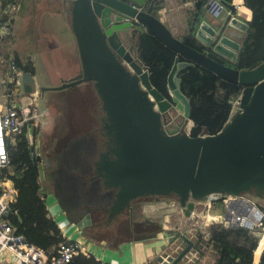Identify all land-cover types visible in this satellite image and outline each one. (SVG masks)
Listing matches in <instances>:
<instances>
[{
    "label": "water",
    "instance_id": "95a60500",
    "mask_svg": "<svg viewBox=\"0 0 264 264\" xmlns=\"http://www.w3.org/2000/svg\"><path fill=\"white\" fill-rule=\"evenodd\" d=\"M68 1L82 63L69 83L94 82L106 114V133L114 144V158L98 164L105 185L116 190L112 215L132 209V201L145 196L176 195L190 216L196 201L212 194L264 195V62L253 69H238L211 56L236 63L250 29L249 22L238 17L237 4L194 2L186 37L195 40L201 51L172 34L159 17L158 0ZM145 29L177 53L168 76L170 97L152 85L138 58L137 41ZM193 64L244 87L239 111L216 134L204 130L192 136L184 129L191 120V105L181 91V74ZM10 69L14 75L12 60ZM33 81L25 73L17 91L30 92ZM40 177L44 179L43 167ZM208 213L221 221L223 202ZM189 248L174 262L187 256Z\"/></svg>",
    "mask_w": 264,
    "mask_h": 264
},
{
    "label": "trees",
    "instance_id": "16d2710c",
    "mask_svg": "<svg viewBox=\"0 0 264 264\" xmlns=\"http://www.w3.org/2000/svg\"><path fill=\"white\" fill-rule=\"evenodd\" d=\"M202 1L206 3L209 0ZM224 1L233 2V0ZM2 2L4 8H6L8 4L16 3L17 0H2ZM244 5L251 10L252 18L249 21V32L242 43L236 63H228L214 54H211V56L238 69H253L264 62V0H244ZM8 18V14H3L1 22H6ZM184 40L188 45L202 51V48L191 37H185ZM0 42L4 43L1 40ZM137 43L138 58L148 69L150 82L159 92L166 97H170L168 76L174 65L177 53L147 29L143 30L139 35ZM181 59L183 58L181 57ZM21 60L20 56L16 57V64L20 67H25V69L28 68L26 63L29 59L26 63ZM243 88L241 84L227 81L213 71L198 64L185 67L181 74V91L186 95L191 105V120L193 122L191 135L199 136L204 130H207L209 134H216L221 131L230 120L235 101L242 94ZM76 125H78L76 122L71 124L69 130H75ZM84 125H81L78 131L80 130L86 136L85 138H88L87 136L93 132L91 128L93 122L90 119ZM44 136L45 133L42 131L40 161L34 160L31 156L25 135H18L15 144L8 143L10 164L9 167L3 170L2 175L9 177L17 190L16 199L11 203V211L6 217L10 225L15 229V233L22 235L30 243L51 252L65 237L59 223L49 215L46 204L47 191L42 189L40 168L43 167L44 169L43 181L47 183L45 169L48 166L52 169L59 168V163L61 164L60 167L64 168L65 166L68 177H63L64 182L67 180L63 187L69 193L71 191L74 193L69 174L71 173L76 177L88 169L82 168L80 170L79 167H76L77 163L70 159L71 156L67 159L66 157L64 159L60 158L58 163L55 159L45 158L51 145L47 144ZM51 136L53 137V135ZM73 136H64L62 145L64 144L65 147H68L69 143L67 142L72 141V139H79L76 136L72 138ZM76 179L80 182V178L76 177ZM49 187L50 185L47 190H49ZM96 189L100 190L98 185ZM15 210H17L16 213ZM129 220L132 221L131 219ZM132 225H135L138 231L140 230L139 235L136 230L132 233V229L128 225L124 227L123 231L129 238L137 234L138 237L135 238V241L155 238L164 231L161 223L151 219H146L143 222H139V224L131 223L129 226L132 227ZM128 230L129 234L126 232ZM208 234V238L201 236L197 237L195 241L194 239L187 240V245H190L189 251H194L199 257H203L205 255L204 248H211L215 252L213 264H253L254 257L255 264H264V233L259 239L248 228L227 227L222 222H217L209 226ZM185 258L186 255L172 264H181L187 260ZM74 262L75 264H111L82 253L75 256Z\"/></svg>",
    "mask_w": 264,
    "mask_h": 264
},
{
    "label": "rangeland",
    "instance_id": "374dc122",
    "mask_svg": "<svg viewBox=\"0 0 264 264\" xmlns=\"http://www.w3.org/2000/svg\"><path fill=\"white\" fill-rule=\"evenodd\" d=\"M58 6L61 5L58 4ZM56 10H58V12L62 11V9H59L58 7L56 9L53 4L52 6H48L47 2H44L43 4H40L38 5V7L34 8L32 6V3L28 2L27 0L25 1L23 8V12L26 13L27 15H32V14L36 15L38 19V23H40L39 18L40 16H42V14L52 13V12L54 13V11ZM56 23L57 24L61 23L60 17H57ZM21 24H23V22H19V25ZM55 36H59L58 33L55 32ZM34 39L35 38L34 37L32 38L30 33L27 34L24 33V35H22V30L20 29L18 35L14 34V38L8 36L5 37L3 40H1L4 42V43L0 42V88L2 92L9 90V88H11L8 82L11 77V71H10L11 58H13V60L15 61L16 57L20 56L22 60L27 61L29 59L28 56L32 55V51L35 47L33 42ZM14 41H15V45H14ZM30 59L33 60V58ZM37 60L38 61L40 60L41 63L46 68V64L41 60L40 57H38ZM49 60L50 63L53 62L52 54L48 55L47 61ZM31 63L34 66L33 62ZM41 73L42 74L40 76V79L42 80L45 75L43 74L42 71ZM68 91H70V89H66V92H62V94L60 95L61 97H59L54 102V104L56 105L53 110L48 111L46 105L47 109L45 111V116L43 118L44 124L42 126V129L45 133L44 140L47 142L49 146L51 145V141L53 138L51 135L55 133L61 135L64 133L63 129L65 130L67 136L74 135L76 137H80V134H82V132L80 130L78 131V129L81 125H84L86 123V122H82L80 118H82L84 114H86L83 110L86 108L87 104H89L91 101L88 100V103L86 105L81 106L79 104V101L74 99L75 94L73 95V97H71L72 94L67 93ZM240 96L235 101V108L233 110L232 115H234L237 111H239L238 99L240 98ZM80 99L84 104L86 103V96H82L80 97ZM80 109H82V111H80ZM97 113H98V116L96 118L97 120L95 121L91 120V121L93 122V126H97L98 128V126L100 127L102 124L101 117L105 116V113L104 111H97ZM88 119L90 120V117ZM75 122L78 125H76L75 130L70 131L69 126ZM187 127L188 125H186V127L184 128L185 131L191 133V131H187ZM77 132H79L80 134L79 133L77 134ZM74 136L72 138H74ZM50 188L51 187H49V191L52 190ZM244 196L249 197L258 206V208L263 214L262 221L259 223H255L253 225V228L249 229L253 233H255L260 239V237L264 233V195L258 196L255 191H252L251 193H244ZM159 199L161 200L162 205H164L162 206L161 203L158 204L160 205V208L156 206L157 204L155 202L156 201L155 196H146V197H142L140 200L138 199L136 202L133 203L134 206L132 210L133 212L129 216L132 222L135 224H139V222H143L146 219H151L153 221L161 223L164 229L167 228L166 229L167 233L165 235H161V238L163 245L167 246L166 247L167 249L166 248L165 249L168 251L174 250L177 253H181L184 249H186V247L190 246L187 245L188 243L187 240L194 239L195 241L197 237H201V236L208 238L209 226L213 223L222 222L226 226L224 221H219L214 218H209L208 216L210 214L203 205H196V208L192 211L191 215L186 216L184 209L180 206L178 197L176 195L161 196ZM172 201L174 202L173 205L166 206L167 203L170 204L172 203ZM59 216L61 217V219H59L61 221H58L57 219H55V221L59 223L63 236L69 237L71 239L79 240L85 246H88L89 254L87 256H94L98 260H103V262L106 263L108 262L111 264L142 263L141 262L142 259L139 257L143 256L144 252H141L139 256L138 251L145 247L143 242L136 244L138 251H134V250L128 251V248L135 244V238H137L138 235L140 234V230L138 231V229H136L138 235L136 234L131 238H129V236H127V234H125L123 230L122 232L119 233L117 231V229H119V227L122 224L126 223V221L128 220V215L125 213V211L115 215L114 220H108L107 216L104 218L105 221H103V225L106 226L105 231H108V234L109 232L113 234L111 236L112 237L111 239H107L104 237V239L102 238L97 240H89L88 237L80 233L79 229L75 225L69 223L67 219L63 217L61 212ZM50 217L52 216L50 215ZM158 236L159 234L157 235V237ZM155 241L152 240L151 242L155 243ZM122 242L125 243L124 247L121 250H114L115 248H118V246H120ZM204 249L206 251L207 247H205ZM187 254L189 255L190 251H188ZM124 255H126V259H124L123 261L122 257ZM188 255L185 258L187 260H185V262L181 264H189L188 262L192 264H210L208 260H210L213 257L212 254H209V257L211 258H208L206 261L202 262L200 261V259L195 257V255L199 256L197 255V253L194 254V256L190 255V257H188ZM2 256H3L2 260L6 264H22L19 259H17L15 256L11 255L8 252L3 253ZM98 256L100 258H98ZM152 261L151 264H155L156 260L152 259Z\"/></svg>",
    "mask_w": 264,
    "mask_h": 264
},
{
    "label": "built area",
    "instance_id": "2783aa9c",
    "mask_svg": "<svg viewBox=\"0 0 264 264\" xmlns=\"http://www.w3.org/2000/svg\"><path fill=\"white\" fill-rule=\"evenodd\" d=\"M20 3V0H17L16 3L8 4L4 8L3 2L0 0V40L8 36L14 38V22L20 10ZM3 14L9 15L6 22H1ZM11 60L14 70V75L11 74L8 81L11 88L3 92L0 88V264H6L2 260V255L5 252L15 256L22 264H75L74 259L79 252L86 256L89 254L88 246L79 240L65 236L56 248L48 252L42 247L30 243L22 235H17L6 218L17 194L11 179L2 175L3 170L10 164L8 143L15 144L18 135H25L31 156L34 160L40 161L42 126L46 111V103L42 97V84L37 79L36 73H31L35 67L31 62L34 64V61L29 59L26 65L28 68L25 69V67L16 64L13 58ZM25 73L32 75L34 80L31 83L32 88L30 92L19 93L17 90L21 85L20 77ZM40 179L42 183L43 179L41 177ZM42 189H44L43 186ZM218 201H222L224 204L225 217L221 221H224L227 227L252 229L255 223H259L263 219V214L258 206L244 194L239 196L212 194L206 200L196 201V204L203 205L209 211L215 207ZM16 212L17 210H15ZM208 217L219 218L216 215ZM178 254L174 250H165L157 264H172Z\"/></svg>",
    "mask_w": 264,
    "mask_h": 264
},
{
    "label": "crops",
    "instance_id": "0c3cea01",
    "mask_svg": "<svg viewBox=\"0 0 264 264\" xmlns=\"http://www.w3.org/2000/svg\"><path fill=\"white\" fill-rule=\"evenodd\" d=\"M25 1L26 0H20V11L18 13V16H16V20L14 22V34L18 35L19 30L21 29L22 35H24V33H30L31 37L35 38L33 41L35 47L32 51V55H29L28 58H33L35 67L31 70V73H36L37 79L42 84V93L48 111H51L55 108L56 104H54V102L59 97H61L60 95L62 94V92H66V89H70V91H68L67 93H71V97H73V95L75 94L74 99L78 100L81 106L86 105L88 103V100L91 101L83 110L86 114H84V116L80 118L82 122H86L87 120H89V117L92 121L97 120V111L104 110L102 108V100L97 93L94 82H78L74 84L69 83L70 79L78 75L82 69L77 40L72 28L71 3L68 0H27L28 2L32 3V6L34 8L38 7V5L43 4L44 2H47L48 6H52L53 4L56 9L57 7L59 9H62V11L59 12L58 10H56L54 11V13L52 12L42 14V16H40L39 18L40 23H38L36 15H27L23 12ZM194 2L195 1L190 0H158L156 2V5L162 6V9L158 11L160 19L171 30L172 34L175 37L184 39L188 34L192 17L195 12ZM233 3L238 5V17L248 22L251 21L252 12L244 5V0H233ZM58 4H60L61 6H58ZM57 17H60V24L56 23ZM18 19L19 22H23V24L19 25ZM55 32L58 33L59 36H55ZM49 54H52L53 56L52 63H50V60L47 61V57ZM38 57H40L41 60L46 64V68L40 60H37ZM21 61L26 63V60ZM41 71L45 75L42 80L40 79V76L42 74ZM82 96H86L85 104L80 99V97ZM80 111H82V109H80ZM192 127L193 122L192 120H190V122L188 123L187 131H191ZM91 128L92 131H96V129H98L97 126H92ZM49 185L50 184H48V182H42V186L47 191L46 204L50 211L49 215H51L53 218L55 217L54 219L61 221L59 220L61 219V217L59 216L61 212L58 205L59 200H57V197L56 195H54L53 190H47V187ZM155 202L157 204L156 206L160 208V205L158 204L161 203V200L156 199ZM173 204L174 202L172 201V203L170 204L167 203L166 206ZM166 229H164V231L161 232L157 238L135 241V244L128 248V251H138L136 244L140 242L144 243L145 247L138 251L139 256L141 252H144V255L139 257L142 259V263L139 264H151L152 259L156 260L155 264L158 263L161 254L167 249V246L163 245L161 238V235H165L167 233ZM152 240H156L155 243L151 242ZM124 245L125 243H122L120 246H118V248H115L114 250H121ZM194 254H196V252L190 251V254L187 255L188 257H190V255L194 256ZM209 254H212L213 257H209ZM195 257L200 259V261L202 262L206 261L208 258H211L208 261L210 262V264H213L215 260V252L211 248H207L203 257H199L196 255ZM98 258L100 257L98 256ZM124 259H126V255L122 257L123 261ZM253 264H255V257Z\"/></svg>",
    "mask_w": 264,
    "mask_h": 264
},
{
    "label": "flooded vegetation",
    "instance_id": "af4514ba",
    "mask_svg": "<svg viewBox=\"0 0 264 264\" xmlns=\"http://www.w3.org/2000/svg\"><path fill=\"white\" fill-rule=\"evenodd\" d=\"M42 97H44L43 93ZM104 119H106V114L101 117V126L96 131L91 132L87 136L88 138H85L84 134L80 135L78 140L72 139V141L67 142L69 143L68 147H65L64 144L62 145L64 136H66L64 129V133L61 135L57 133L53 134L49 153L45 156V158L57 160V163L60 161V158L64 159L66 157L67 159L71 156L70 159L77 163L76 167H79L80 170L82 168L89 170L76 176L80 178V182L71 173L69 174V179H71L74 187V193L72 191L69 193L63 187L66 184L63 177L67 176L65 166L62 168L59 163V168H53L54 172L49 166L45 169L50 189L54 191V195L59 200L58 205L61 214L69 223L75 225L82 235L88 237L89 240L104 239V237L111 239L113 235L105 231L106 226L103 225V221H105L104 218L106 216L108 220H114V215L111 212L114 199L116 198V190L108 188L105 185V178L100 176V171L98 170L99 163L104 165L106 160L114 158L111 152L114 144L111 137L106 133ZM97 185L100 190L96 189ZM134 201L132 202L134 203ZM131 206L132 209L126 208L124 210L128 215V220L117 229L118 233L122 232L126 225L132 229V233L136 230L135 225L129 226L133 223L129 220V215L132 214L134 208L132 203ZM126 232L130 233L129 230Z\"/></svg>",
    "mask_w": 264,
    "mask_h": 264
},
{
    "label": "clouds",
    "instance_id": "9594fccd",
    "mask_svg": "<svg viewBox=\"0 0 264 264\" xmlns=\"http://www.w3.org/2000/svg\"><path fill=\"white\" fill-rule=\"evenodd\" d=\"M44 180V179H43Z\"/></svg>",
    "mask_w": 264,
    "mask_h": 264
}]
</instances>
